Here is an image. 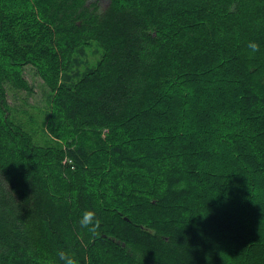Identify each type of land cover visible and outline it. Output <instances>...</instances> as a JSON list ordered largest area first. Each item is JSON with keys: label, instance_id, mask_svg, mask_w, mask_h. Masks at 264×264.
<instances>
[{"label": "trees", "instance_id": "1", "mask_svg": "<svg viewBox=\"0 0 264 264\" xmlns=\"http://www.w3.org/2000/svg\"><path fill=\"white\" fill-rule=\"evenodd\" d=\"M65 258L264 264V0H0V264Z\"/></svg>", "mask_w": 264, "mask_h": 264}, {"label": "rangeland", "instance_id": "2", "mask_svg": "<svg viewBox=\"0 0 264 264\" xmlns=\"http://www.w3.org/2000/svg\"><path fill=\"white\" fill-rule=\"evenodd\" d=\"M94 2V0H89ZM108 0H99L100 10L107 5ZM100 51L96 53L93 49L86 51L87 65H93L99 58ZM23 77L31 86L30 92L15 91L6 86L7 103L10 107V115L16 121H20L30 134H34L37 143L42 144L48 141L45 131L46 115L49 112V90L44 85L33 67L26 66L23 70ZM51 137V136H50Z\"/></svg>", "mask_w": 264, "mask_h": 264}, {"label": "clouds", "instance_id": "3", "mask_svg": "<svg viewBox=\"0 0 264 264\" xmlns=\"http://www.w3.org/2000/svg\"><path fill=\"white\" fill-rule=\"evenodd\" d=\"M249 47L252 48L253 50H256V48L258 47L256 43H250ZM93 213L92 212H86L84 213L82 219H81V224L87 225L89 223H91L92 217H93ZM62 258H64V253L61 252L59 254ZM66 259V264H76V261L72 258H65Z\"/></svg>", "mask_w": 264, "mask_h": 264}]
</instances>
